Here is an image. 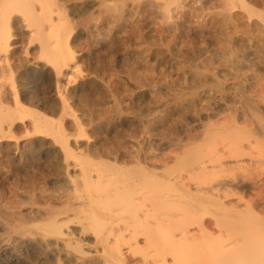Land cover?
<instances>
[{
  "label": "rangeland",
  "instance_id": "374dc122",
  "mask_svg": "<svg viewBox=\"0 0 264 264\" xmlns=\"http://www.w3.org/2000/svg\"><path fill=\"white\" fill-rule=\"evenodd\" d=\"M62 5L68 30L61 37L73 60L62 96L53 64L36 67L29 30H15V55L30 65L23 91L33 104L13 116L14 124L0 122V264H104L92 243L97 222L89 218L92 205L83 204L89 186L82 172L97 180L108 157L123 151L145 159L159 179L187 175L185 165L199 155L215 164L205 178L225 173L240 180L231 199L256 201L264 177V0ZM38 112L68 149L57 133L39 132L30 114ZM231 128L258 142L250 155L231 152L249 142L232 140ZM55 218L65 235H42ZM67 239H79L88 254ZM196 256L203 259L184 258Z\"/></svg>",
  "mask_w": 264,
  "mask_h": 264
},
{
  "label": "bare ground",
  "instance_id": "6f19581e",
  "mask_svg": "<svg viewBox=\"0 0 264 264\" xmlns=\"http://www.w3.org/2000/svg\"><path fill=\"white\" fill-rule=\"evenodd\" d=\"M62 1L0 0V122L9 119L14 124L18 111L33 104V98L23 91L27 79L25 70H30V65L15 55L21 48L14 41L15 30H29L30 46L38 48L37 55L33 56L36 67L53 64L56 91L62 96V82L73 64L71 51L64 47L61 37V30L64 35L68 30ZM8 83L13 89L7 90ZM30 114L39 132L55 136L57 133L56 139L63 141V136L43 113ZM229 134L232 140L247 138L239 129L231 128ZM246 141L248 145L237 144L231 152L236 156L250 155L258 142L249 138ZM62 144L68 149L66 142ZM135 156L130 157L126 151L115 153L113 159L109 156L112 162L105 169L99 168L97 180L88 170L82 172L89 186L83 204L92 205L89 218L97 222L92 243L100 246L96 251L104 257V264H186L189 261L191 264H264V206L261 205L264 196L260 193L264 190V177L257 186L256 201H244L243 196L231 199L237 192L231 187L240 180L225 173L205 178L209 167L215 164L199 155L185 165L187 175L171 174L160 179V173H152L142 165L147 164L145 159ZM58 222L55 218L44 225L42 235L64 236L63 224L60 225L64 222ZM66 242L76 252L88 254L79 239ZM139 251L142 257L137 259L135 254ZM190 254L203 259L196 256L185 260L184 256ZM84 258L81 261L85 262Z\"/></svg>",
  "mask_w": 264,
  "mask_h": 264
}]
</instances>
